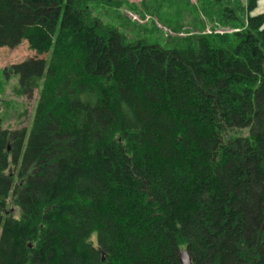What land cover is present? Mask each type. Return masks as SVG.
I'll use <instances>...</instances> for the list:
<instances>
[{
  "label": "trees",
  "instance_id": "obj_1",
  "mask_svg": "<svg viewBox=\"0 0 264 264\" xmlns=\"http://www.w3.org/2000/svg\"><path fill=\"white\" fill-rule=\"evenodd\" d=\"M90 1L0 0V48L37 53L17 93H38L29 132L0 117V264H264L259 0H211V31L166 46Z\"/></svg>",
  "mask_w": 264,
  "mask_h": 264
},
{
  "label": "rangeland",
  "instance_id": "obj_2",
  "mask_svg": "<svg viewBox=\"0 0 264 264\" xmlns=\"http://www.w3.org/2000/svg\"><path fill=\"white\" fill-rule=\"evenodd\" d=\"M211 3V0H122L120 4H111L93 0L89 6L94 17L117 28L129 40L141 39L166 46L169 37L178 31H201L203 27L205 32L211 31L213 24L204 11ZM261 12L264 13V0H259L255 11ZM35 54L26 41L16 48H0V117L4 129L28 128V132L31 129L37 90L31 96L18 94L19 75L10 68ZM9 208H15L14 215H19L17 207Z\"/></svg>",
  "mask_w": 264,
  "mask_h": 264
},
{
  "label": "water",
  "instance_id": "obj_3",
  "mask_svg": "<svg viewBox=\"0 0 264 264\" xmlns=\"http://www.w3.org/2000/svg\"><path fill=\"white\" fill-rule=\"evenodd\" d=\"M179 258L182 264H192L191 258L187 250H181Z\"/></svg>",
  "mask_w": 264,
  "mask_h": 264
}]
</instances>
